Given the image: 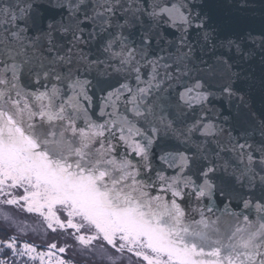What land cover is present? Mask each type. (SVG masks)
<instances>
[{"label": "snow or ice", "instance_id": "6c2138e0", "mask_svg": "<svg viewBox=\"0 0 264 264\" xmlns=\"http://www.w3.org/2000/svg\"><path fill=\"white\" fill-rule=\"evenodd\" d=\"M0 264H264V0H0Z\"/></svg>", "mask_w": 264, "mask_h": 264}]
</instances>
